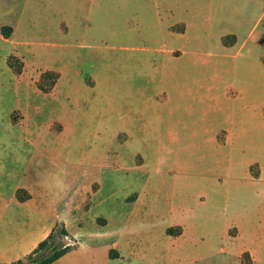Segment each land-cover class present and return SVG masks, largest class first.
Instances as JSON below:
<instances>
[{
    "label": "rangeland",
    "instance_id": "1",
    "mask_svg": "<svg viewBox=\"0 0 264 264\" xmlns=\"http://www.w3.org/2000/svg\"><path fill=\"white\" fill-rule=\"evenodd\" d=\"M263 10L0 0V242L59 223L52 264H264Z\"/></svg>",
    "mask_w": 264,
    "mask_h": 264
},
{
    "label": "crops",
    "instance_id": "2",
    "mask_svg": "<svg viewBox=\"0 0 264 264\" xmlns=\"http://www.w3.org/2000/svg\"><path fill=\"white\" fill-rule=\"evenodd\" d=\"M220 2H224V1H230V0H219ZM264 15V10L262 11V13H259V17L257 18V22L256 24L259 23L260 19L263 17ZM185 31V30H184ZM230 34L233 35H237V31L236 30H231L229 31ZM239 39V38H238ZM239 44V41L236 40L233 43H225L223 44L225 46V49H232V48H237ZM240 50V48H239ZM228 56H230V53L227 54ZM226 55V56H227ZM224 67V72H231V74L228 75H224V77L227 78H232L233 77V83L236 84L237 82V78L238 76L234 75V73L232 72V70H234V72L237 73V71L239 69H241L240 65L238 63L234 64L230 62V60H226L224 59L223 61H220ZM253 63H255L254 61H252ZM259 67H255V69L251 70L248 69L247 72L245 70V77L247 79V81H249L251 83L252 80L259 82V84L261 85V82L263 83L264 81V62L259 60ZM243 76V77H244ZM183 79V77L181 78ZM186 79H188V77H186ZM213 82H216L219 80V77L217 76V74H214L211 77ZM240 90H242L240 88ZM244 91V89H243ZM241 92V91H240ZM239 95V94H238ZM262 110L264 109V102L262 103ZM229 138H231L232 133L229 132L228 134ZM0 215H2V212H0ZM1 222L3 223V220H1ZM54 224H52L51 226L44 228V227H39V226H32L30 228H28L24 235L21 237H18L16 240H5L0 242V262H14L16 260H18L19 258L24 257L25 255H27L28 253H30L37 245L38 243L43 240L46 236L49 235V233L52 231V229L54 227Z\"/></svg>",
    "mask_w": 264,
    "mask_h": 264
},
{
    "label": "trees",
    "instance_id": "3",
    "mask_svg": "<svg viewBox=\"0 0 264 264\" xmlns=\"http://www.w3.org/2000/svg\"><path fill=\"white\" fill-rule=\"evenodd\" d=\"M12 30H13V27L11 25H4L2 27V34L5 37H9L11 35ZM12 61L17 62V66H15V70L16 72L21 73L23 70L24 62L21 60V58L17 56H12ZM59 76L60 74L57 71H51V70L45 71L42 75V78L44 77L49 78L51 81V85L48 87H44L41 85V87L46 91L50 90L55 85ZM58 225L59 223H57L54 226V228L49 233V235L46 236L43 240H41L38 243V245L30 253H28L22 258H19L18 260L14 262H11V263L10 262H0V264H52L56 260L63 257L65 254L71 251L75 247V245L72 243L56 244L54 239H55V234H56V227ZM61 230H62V233L69 235V230L64 224Z\"/></svg>",
    "mask_w": 264,
    "mask_h": 264
}]
</instances>
